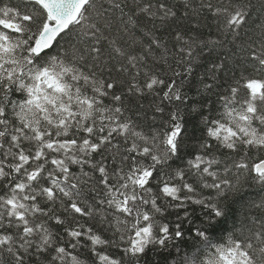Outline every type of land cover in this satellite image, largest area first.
Masks as SVG:
<instances>
[{
	"label": "snow or ice",
	"instance_id": "obj_1",
	"mask_svg": "<svg viewBox=\"0 0 264 264\" xmlns=\"http://www.w3.org/2000/svg\"><path fill=\"white\" fill-rule=\"evenodd\" d=\"M0 264H264V0H0Z\"/></svg>",
	"mask_w": 264,
	"mask_h": 264
},
{
	"label": "trees",
	"instance_id": "obj_2",
	"mask_svg": "<svg viewBox=\"0 0 264 264\" xmlns=\"http://www.w3.org/2000/svg\"><path fill=\"white\" fill-rule=\"evenodd\" d=\"M14 2L15 3H20V0H14ZM206 38V37H205ZM252 191H255L256 189L255 188H253V189H251Z\"/></svg>",
	"mask_w": 264,
	"mask_h": 264
}]
</instances>
